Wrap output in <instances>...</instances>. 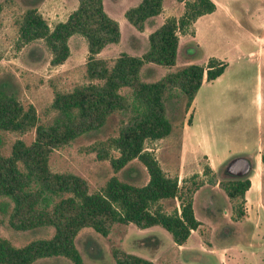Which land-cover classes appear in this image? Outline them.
<instances>
[{
  "label": "rangeland",
  "instance_id": "obj_1",
  "mask_svg": "<svg viewBox=\"0 0 264 264\" xmlns=\"http://www.w3.org/2000/svg\"><path fill=\"white\" fill-rule=\"evenodd\" d=\"M138 2L102 0L103 10L119 27L118 41L106 44L96 54L97 58L105 59L108 65L120 53L140 56L148 48V34L178 11L176 0H162L163 11L147 18L143 29L137 31L125 19L124 11ZM76 4L77 0H0V89L12 92L22 106L32 104L40 124L50 122L55 115L50 108L54 91L66 92L75 85L87 82L84 71L86 42L80 35H71L68 39L69 56L62 64L51 66L48 62L49 52L41 40L18 44L16 21L27 7L34 6L48 26L52 27L64 20ZM253 5L255 9L259 6L257 2ZM260 7L263 8L264 4ZM235 11L236 8H232L237 16ZM170 13L162 19L163 15ZM256 13L260 14L259 11ZM251 24L252 32L261 31L258 28L259 18ZM220 28L223 30L214 40H210L213 32L199 36L200 47L193 39L185 40L182 33L178 34L182 42L177 45L172 66L147 62L138 72L142 81L151 82L188 64L204 65L208 56L214 54L228 64L220 79L205 81L203 78L187 111L182 103L178 108L171 109V130L167 136L144 142L145 150L152 152L163 172L167 176L177 177L178 186L197 184L192 194V209L194 217L200 222L199 226L190 231L183 245L174 244L170 234L158 225L137 228L132 223L114 224L106 236L89 227H82L73 240L81 258L80 264H115L112 256L114 250L140 256L149 264H220L219 251L222 250L226 259L224 264H264V161L260 159L255 169V157L264 151V54L260 70L261 111H257V102L249 101L250 88L256 86L257 80V61L250 59L249 53L256 49V43L248 38L242 28L235 31L225 18H221ZM245 33L247 37L243 36ZM33 45L38 46L42 53V57L35 62L27 55ZM191 49L193 52H190ZM119 91L129 93L128 88ZM193 110L200 125L190 132L200 139H204L203 133H206L209 140L205 138L201 145L194 144L195 137L192 136L189 145L198 147L205 154L196 150L197 153L189 158L186 154L195 151H190L189 145L183 146L182 143L184 127L193 121ZM116 129L117 117L114 116L100 130L81 135L54 149L48 158L50 170L82 177L88 192L99 190L111 176L134 185H143L148 175L138 160H131L118 171L111 167L110 159L116 157L117 152L108 141L116 136ZM33 137L34 129L23 133L0 131V153L8 155L15 140L29 144ZM101 146L107 150L104 158L97 156V148ZM237 154H243L252 161L247 176L249 186H252L246 193L247 199L241 204L242 216L236 221L232 219L231 202L219 186L213 187L207 183L210 174H205L203 168L212 166L211 173L216 179L226 181L229 176L224 172V166L230 157ZM162 205L166 211H171L174 206L177 207V201L163 200ZM8 211L9 207L5 212H0V238L13 246H22L31 240L52 235L51 227L25 231L12 229L7 223ZM203 241L209 244L214 253L206 250ZM31 264L75 263L57 256L36 259Z\"/></svg>",
  "mask_w": 264,
  "mask_h": 264
},
{
  "label": "trees",
  "instance_id": "obj_2",
  "mask_svg": "<svg viewBox=\"0 0 264 264\" xmlns=\"http://www.w3.org/2000/svg\"><path fill=\"white\" fill-rule=\"evenodd\" d=\"M176 1L183 2L181 15L164 19L148 34L145 52L140 56L120 53L110 65L96 54L106 44L118 41L119 27L103 10L102 0H77L66 18L52 27L34 6L27 7L16 21L18 44L41 40L49 52L51 66L65 61L69 37L80 35L86 42L87 82L66 92L54 91L50 108L55 115L46 124L38 123L32 104L22 106L12 92L0 89V131L23 133L34 129L29 144L18 139L8 155L0 153V212L9 207L7 223L14 230L53 229L49 238L34 239L18 247L0 238V264H31L36 259L57 256L80 264L73 240L82 227L106 236L114 224L132 223L137 228L158 225L176 245L185 243L190 231L197 229L200 222L192 209L197 184L178 186L177 177L167 176L152 152L144 148L146 140L169 134L171 109L182 103L187 111L203 78L211 81L225 67L224 62L211 57L204 65L188 64L155 81L139 78L143 63L172 66L178 34L185 33L196 17L215 8L211 0ZM161 8L162 0H139L124 11V17L141 31L144 21L159 14ZM27 55L31 61H38L41 49L33 45ZM121 88H128L129 93H120ZM114 116L116 136L108 143L117 156L110 159L111 167L118 171L131 160H138L148 175L143 185L111 176L99 190L88 192L82 177L50 170L48 158L54 149L100 130ZM106 155L104 147L97 148L99 158ZM260 159L264 161V151ZM203 172L210 174L207 183L219 186L231 202L232 219H240L244 193L249 187L248 174L239 178L227 174L226 181H218L210 166H205ZM163 200H176L177 207L166 211ZM112 256L115 264H149L130 253L114 250Z\"/></svg>",
  "mask_w": 264,
  "mask_h": 264
},
{
  "label": "crops",
  "instance_id": "obj_3",
  "mask_svg": "<svg viewBox=\"0 0 264 264\" xmlns=\"http://www.w3.org/2000/svg\"><path fill=\"white\" fill-rule=\"evenodd\" d=\"M211 1L213 2L214 6H215L214 10L211 11L210 13H205V14H202V15H199L198 17H196L195 20L188 26L186 32L183 33V36L185 37L184 39L186 40L187 38H191L194 40V42H196L195 44L198 47H200V46H202V43L199 40V36H205L206 33L213 32L212 35L210 36V40H214L216 37H218L219 32H222V30H223L220 28L221 18H225V19L229 20L235 31H237V29H239V28H242L248 34V38H250L253 41V43H256V49L252 50L249 53V56H250L249 58L255 59L257 61L256 62V64H257V80L255 81L256 86L253 85L250 88L249 101L253 100V101L257 102V111H261L259 104H260V101L262 99L260 70L262 67V59H263V54H264V7L261 8L260 5L264 4V2H263L264 0H211ZM254 2H257L259 5L258 8H261L262 10H259L257 7H256L257 9H255L254 5H253ZM177 7H178V11H177L176 15H172V17H178L179 15H181L183 8H184L183 2L177 1ZM232 8H236L235 13L237 16H235L234 12H232ZM162 11H163V7L161 8V12ZM258 11L260 12V14L256 13ZM261 11H263V12L261 13ZM167 15H171V13L163 15L162 19L167 17ZM258 18H259V25H260V27H258V28L261 31L259 33H255V32L251 31L253 29V26L251 23L254 22ZM246 33L243 36L247 37ZM180 38L181 37L178 38V44L182 42ZM191 50L192 51H190V52H193V49H191ZM211 57L215 58L219 61L224 62L222 60V58L219 57V55L215 56V54H214V55L208 56V58H211ZM227 68H228V64L225 63V67H224L222 73L211 81H216V80L220 79L221 75L224 73L225 70H227ZM252 95H253V97H252ZM191 102L193 103V99ZM193 117H194L193 121L189 124H186L184 127V135H183L184 142L182 143L183 146L185 144L189 145V141H191L192 136L195 137L194 138V144L200 143V145H201L202 141L203 140L205 141V138L207 140H209V137L206 135V133H203V132L202 133H203L204 139H200L198 135H196L198 137H196L195 135H192L193 133L190 132V130L192 131L193 129L198 128L200 125L198 122L199 119L195 116V110H193ZM259 122H261V119L259 120ZM209 136H211V134ZM189 149H190V151H195V152H190V153L186 154V157H189V158L191 157V155L197 153L196 150H199L198 147H193L190 145H189ZM199 151H200V153L205 154V151H201V150H199ZM255 158H256V160H255V165H256L257 162H260V154L258 153ZM220 161H217V163L218 162L220 163ZM256 167H257V165L255 166V169H256ZM211 168H212V166H211ZM260 185H261V183L259 182V187H260ZM215 186L213 185V187H215ZM251 186L252 185L250 184V186L248 187V189L244 193V199L245 200L247 199L246 193L250 190ZM183 244H185V243H183ZM203 245L206 247L207 251H209L210 253H214V250L208 246L209 244L206 241H203ZM225 260L226 259H225V254L223 253V250L219 251V263L224 264Z\"/></svg>",
  "mask_w": 264,
  "mask_h": 264
},
{
  "label": "flooded vegetation",
  "instance_id": "obj_4",
  "mask_svg": "<svg viewBox=\"0 0 264 264\" xmlns=\"http://www.w3.org/2000/svg\"><path fill=\"white\" fill-rule=\"evenodd\" d=\"M234 158H236V159H235V161H233L234 165H232V169L234 170L233 172H235V173L240 172L241 170H243V167L246 165L244 160L247 161V164H250L252 166V161H251V159L249 157H247V156H245L243 154H237V155L233 156L232 158L230 157L228 159V161L226 162L225 166H224V172L226 174H228V175H231L227 171V168H229V167H227L228 166V162L231 161V159H234ZM238 159H242L244 164L241 161H237ZM231 176H233L235 178H239V177H244L246 175H244V176L231 175Z\"/></svg>",
  "mask_w": 264,
  "mask_h": 264
},
{
  "label": "water",
  "instance_id": "obj_5",
  "mask_svg": "<svg viewBox=\"0 0 264 264\" xmlns=\"http://www.w3.org/2000/svg\"><path fill=\"white\" fill-rule=\"evenodd\" d=\"M235 159L236 158L231 159V161L228 162V166L227 167H229V168H227V171L229 172V174H231V175H237V176H244V175L249 174V172L251 170V165L250 164H247V161L246 160H244L245 163H246V165L243 167V170H241L240 172H237V173L233 172L234 170L232 169V165H234L233 164V161H235ZM237 161H241L244 164V162H243L242 159H238Z\"/></svg>",
  "mask_w": 264,
  "mask_h": 264
}]
</instances>
